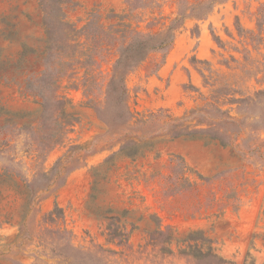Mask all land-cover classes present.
<instances>
[{
  "label": "rangeland",
  "instance_id": "1",
  "mask_svg": "<svg viewBox=\"0 0 264 264\" xmlns=\"http://www.w3.org/2000/svg\"><path fill=\"white\" fill-rule=\"evenodd\" d=\"M214 1L0 0V264H264V0ZM180 13L125 75L120 125L121 48ZM212 105L243 120L233 145L206 116L168 135Z\"/></svg>",
  "mask_w": 264,
  "mask_h": 264
},
{
  "label": "trees",
  "instance_id": "2",
  "mask_svg": "<svg viewBox=\"0 0 264 264\" xmlns=\"http://www.w3.org/2000/svg\"><path fill=\"white\" fill-rule=\"evenodd\" d=\"M53 1L60 2V0ZM44 2L45 0H41L42 5ZM214 3L215 1L211 0V7L214 6ZM187 17L188 16L184 15L183 13H180V15L171 22L164 32L160 34L135 35L127 46L121 48L120 57L114 66V74L108 84L107 89V100L114 101L115 106H117V109H119L116 117L120 118V125L130 126L134 122V114L131 112L126 103L127 88L125 85V75L142 61H144L150 52H166L171 49L176 38V32L183 26L184 20ZM262 95H264V89L258 90L255 96L259 97ZM234 101L239 104L249 103L254 105L257 103V99L253 97L236 98ZM98 109L100 112L103 111V109ZM156 116L157 114L151 113L149 118L142 122L146 123L147 121L154 119ZM203 116H206L209 119L208 128L203 130L212 131L214 134L211 135L210 138L219 139L223 145H233V143L236 142L238 137L244 131L245 126L243 125L242 119L233 117L228 110L222 109L220 106L212 105L211 109H193L185 117L175 118L173 121L177 124H174V130L171 133H168V135L176 138L187 134L183 129L184 127H182L184 126L183 124L195 119L200 122ZM105 122L108 123L107 121ZM178 125L181 127L178 128ZM248 126L251 128L249 136H251L252 132L254 131H259L262 128L264 129V117L260 121L259 119H253V121H251L250 125ZM261 145H264V140H262L261 144L257 147L250 149V153L255 154L260 152ZM144 146L150 147L152 144H145ZM140 147L141 144L137 143L134 138H131L129 140L123 141L121 150L130 157H136L139 155L143 156L145 151L140 149ZM220 260L223 261L222 258H220Z\"/></svg>",
  "mask_w": 264,
  "mask_h": 264
}]
</instances>
